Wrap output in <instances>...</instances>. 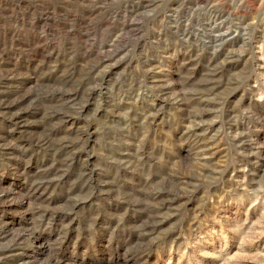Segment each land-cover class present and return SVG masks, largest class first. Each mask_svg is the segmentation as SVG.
<instances>
[{
  "label": "rangeland",
  "instance_id": "1",
  "mask_svg": "<svg viewBox=\"0 0 264 264\" xmlns=\"http://www.w3.org/2000/svg\"><path fill=\"white\" fill-rule=\"evenodd\" d=\"M0 264H264V0H0Z\"/></svg>",
  "mask_w": 264,
  "mask_h": 264
}]
</instances>
